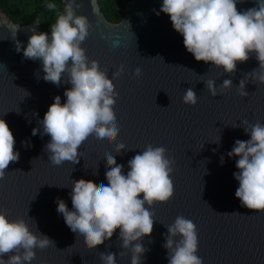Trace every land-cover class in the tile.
I'll use <instances>...</instances> for the list:
<instances>
[{
    "label": "water",
    "instance_id": "1",
    "mask_svg": "<svg viewBox=\"0 0 264 264\" xmlns=\"http://www.w3.org/2000/svg\"><path fill=\"white\" fill-rule=\"evenodd\" d=\"M59 1L62 12L64 0ZM77 2L82 5L77 11L91 23L90 34L82 42L89 59L108 69L110 78L118 66L125 68L120 79L113 80L120 132L111 144L90 136L78 150V162L54 166L44 150L50 137L41 135L39 121L55 96L66 101L64 92L71 85L45 81L41 61L24 58L29 36L40 31L38 18L16 23L7 1L0 0V118L10 127L14 149L19 152V160L9 164L0 180V210H6L10 219L24 218L33 231L38 229L55 243L36 249L31 264H101L99 253L108 251L117 253V264H130L131 253L120 247L119 229L90 249L57 212V198L72 209V180L107 184L106 154H113L126 174L128 160L148 144L164 146L174 160V194L150 209L156 221L151 235L141 241L146 249L141 264H168L163 247L166 225L178 215L195 223L197 255L203 264H264V210L241 205L235 196L239 182L233 175L238 171V157L227 155L237 139H250L241 126L243 120L264 123V84L249 78L245 97L236 88L246 73L259 67L255 55L237 62L231 74L211 62L197 61L186 50L169 15L160 12L163 0H128L124 15L115 23L102 13L99 0ZM255 6L256 0H237L240 11ZM17 40L21 42L19 52ZM136 67L142 71L139 78L133 75ZM208 79L217 85L220 94L215 97L205 87L203 80ZM225 79H231L233 87L220 89ZM188 88L198 96L194 106L182 101ZM33 128L38 129L36 135H32ZM118 143L127 147L120 154L116 153ZM121 251L125 253L120 257Z\"/></svg>",
    "mask_w": 264,
    "mask_h": 264
},
{
    "label": "clouds",
    "instance_id": "2",
    "mask_svg": "<svg viewBox=\"0 0 264 264\" xmlns=\"http://www.w3.org/2000/svg\"><path fill=\"white\" fill-rule=\"evenodd\" d=\"M81 6L77 0H64L60 12L56 3L46 2L44 7L56 12L51 34L33 31L23 48L24 58L41 61L45 81L57 86L62 81L71 85L64 92L66 101L62 103L61 97L55 96L39 121L41 135L50 137L44 150L54 166L78 162V150L90 136L111 144L120 132L113 80H119L125 68L118 66L110 78L108 69L101 68L96 59H89L82 42L90 34L91 23L87 15L77 11ZM160 12L169 15L173 28L183 36L186 50L197 61L211 62L231 74L236 71L237 62H246L255 55L259 67L246 73L236 87L241 97L249 95L245 90L249 78L264 84V0H256L255 7L244 11L237 9V0H163ZM16 48L21 50L18 40ZM133 75L139 78L141 68L136 67ZM203 81L211 96L220 94L214 80ZM231 87V79L219 85L220 89ZM182 101L194 106L198 96L188 88ZM241 126L250 139H237L227 153L238 157V171L233 173L239 182L235 196L242 206L260 211L264 210V123L245 119ZM37 132V128L32 129V135ZM219 140L220 137L215 142ZM14 145L10 127L0 118V180L5 178L9 164L19 160ZM126 149L124 143L116 144L117 154ZM167 152L164 146L148 144L128 160L126 174L124 165L118 164L113 154H106L107 184L97 185L84 178L72 180V209L57 198V212L90 249L103 244L119 229L120 247L131 253L130 264H141L146 251L141 241L151 235L156 221L150 209L157 202L166 203L174 194V160ZM166 228L163 247L167 249L168 264H203V258L197 255L198 230L192 220L178 215ZM52 245L55 246L54 241L38 229L33 231L24 218L10 219L6 210H0V264H31L36 259V249ZM99 259L101 264H117V253L100 252Z\"/></svg>",
    "mask_w": 264,
    "mask_h": 264
},
{
    "label": "trees",
    "instance_id": "3",
    "mask_svg": "<svg viewBox=\"0 0 264 264\" xmlns=\"http://www.w3.org/2000/svg\"><path fill=\"white\" fill-rule=\"evenodd\" d=\"M11 19L20 23L29 18H38L40 31L50 33L51 24L55 22L56 12L44 7L46 2L57 4V11L61 12L59 0H6ZM100 9L110 22H118L124 15V5L128 0H99ZM39 31V32H40Z\"/></svg>",
    "mask_w": 264,
    "mask_h": 264
}]
</instances>
